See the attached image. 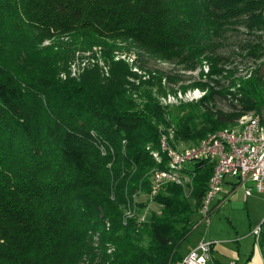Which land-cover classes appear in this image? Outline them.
<instances>
[{
  "label": "trees",
  "instance_id": "trees-1",
  "mask_svg": "<svg viewBox=\"0 0 264 264\" xmlns=\"http://www.w3.org/2000/svg\"><path fill=\"white\" fill-rule=\"evenodd\" d=\"M262 34L264 0H0V264H179L213 165L190 163L187 187L149 198L161 139L196 145L242 116L264 120ZM63 38L198 68L202 81L181 88L204 94L163 105L159 79L128 87L121 62L61 82L37 43ZM231 39L232 57L220 52ZM237 57L254 63L248 74ZM140 195L159 205L144 220Z\"/></svg>",
  "mask_w": 264,
  "mask_h": 264
},
{
  "label": "rangeland",
  "instance_id": "rangeland-1",
  "mask_svg": "<svg viewBox=\"0 0 264 264\" xmlns=\"http://www.w3.org/2000/svg\"><path fill=\"white\" fill-rule=\"evenodd\" d=\"M238 38L242 40L245 36L238 35ZM235 40L226 41L220 52L226 56H231ZM262 41H264V34H262ZM37 47L41 50L40 56L47 60L48 65L51 69L53 68V72L61 82L70 80L80 82L83 78L88 79L93 75L94 77L98 75L100 79H104L109 76L112 63L121 62L127 69L125 80L128 87L145 88L146 83L153 82L155 78H157L155 81L159 79L164 90L157 95V98L163 105L172 106L196 101L204 94L196 87H188L185 91L181 88V86H189L193 82L202 81L198 68L194 71H185L175 63L150 58L124 43L100 45L88 39L69 40L63 38L54 41H40L37 43ZM235 64L238 73L241 75L248 74L254 65L252 61H242L238 57L235 58ZM206 71L207 67H203V72ZM262 71H264V67H262ZM153 91H157L155 86H153ZM229 103V99L218 98L215 108L228 111ZM246 116H252V114ZM168 134L169 137L172 135L170 131ZM198 144H184L175 141L173 148L186 150ZM159 158L161 159L160 155ZM191 167V165L188 166V168ZM228 180L231 179L228 178ZM146 198L148 196L140 195L137 201L144 205V215L148 217L149 213L159 210V205L149 202ZM192 218L197 221V226L181 245L180 252L183 257L189 248L196 245L202 238L211 242L228 240L222 243V246L235 250L238 247L242 251L252 245L256 247L251 230L264 218V193L253 190V194L248 196L247 202H245L242 188H239L212 212L208 225L200 222L199 214H194ZM214 254V258L219 260L220 264H229L231 261L227 254L218 252ZM207 264H214V261L209 259Z\"/></svg>",
  "mask_w": 264,
  "mask_h": 264
},
{
  "label": "built area",
  "instance_id": "built-area-1",
  "mask_svg": "<svg viewBox=\"0 0 264 264\" xmlns=\"http://www.w3.org/2000/svg\"><path fill=\"white\" fill-rule=\"evenodd\" d=\"M161 151L167 153L173 162L195 163L199 162V155L217 154L218 166L215 169L213 185L208 190L205 204L199 208L200 222L206 225L210 222L212 203L223 194L224 186L242 188L244 197L255 190L264 193V120L259 117L252 119L249 126L237 129L234 132H223L222 136H210L208 144L199 146L189 154L177 153L165 140L160 142ZM190 177L185 174V179ZM230 178L231 180H228ZM171 183V176L156 171L151 175L152 198L166 183ZM184 186V181L173 182ZM145 215L141 216L144 220ZM254 243L264 253V218L251 230ZM214 242L202 238L195 246L191 247L179 264H206L211 256Z\"/></svg>",
  "mask_w": 264,
  "mask_h": 264
},
{
  "label": "bare ground",
  "instance_id": "bare-ground-1",
  "mask_svg": "<svg viewBox=\"0 0 264 264\" xmlns=\"http://www.w3.org/2000/svg\"><path fill=\"white\" fill-rule=\"evenodd\" d=\"M252 119H256V116H246V115L242 116L239 119L238 123L235 124L233 127L229 128V129H226V130H220V131H216V132H213V133H209L201 142H199V144L197 146H194V147L186 149V150H177V149L176 150L174 149V150L177 153L189 154L191 151H194L199 146H201L203 144H208V142L210 141V136H212L213 134H214V136H222L223 132H234V131H237V129L249 126L250 121ZM162 138H163V140H165L167 142L165 137H162ZM161 141H162V139H161ZM153 157H155L156 160H159V156L156 153L153 154ZM199 160H207L210 163H212V165H213L212 174H211V177H210V179L208 181L207 191H206L205 197H204L202 205H201V208H202L203 204H205V198H207V196H208V190L210 189V186L213 185V178H215V169H217V166H218V158H217V154H210V156H208V158H207V155H199ZM189 164L190 163H180V164L177 165V163L173 162L167 156L166 168L164 170H160V171L163 174L171 176V179L173 180V182H182V181H184V187H187L188 186L187 184H190V183H189L188 177L185 179V174H184V172H182V168L186 167ZM156 171H158V170H155L152 173V175H155ZM186 193H187V191H186Z\"/></svg>",
  "mask_w": 264,
  "mask_h": 264
},
{
  "label": "crops",
  "instance_id": "crops-1",
  "mask_svg": "<svg viewBox=\"0 0 264 264\" xmlns=\"http://www.w3.org/2000/svg\"><path fill=\"white\" fill-rule=\"evenodd\" d=\"M237 189L239 188H232L228 184L225 185L223 194L215 200L216 202L214 201V203L212 204V212H214L224 201L228 200L230 196ZM243 196H244V193H243ZM247 198L248 196L244 197L245 202H247ZM227 241L228 240L214 242L212 249H211V256H210V259L214 261V264H220V261L214 258V255H215L214 253H217V252L227 254L231 259L229 264H264V253H262L259 247L257 246L255 247L252 245L251 247H247V249L243 251L241 250L240 247L236 248L235 250L227 246H222V243H225Z\"/></svg>",
  "mask_w": 264,
  "mask_h": 264
}]
</instances>
